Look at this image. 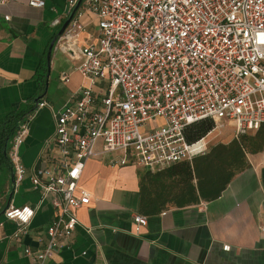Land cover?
<instances>
[{
  "label": "built area",
  "instance_id": "obj_1",
  "mask_svg": "<svg viewBox=\"0 0 264 264\" xmlns=\"http://www.w3.org/2000/svg\"><path fill=\"white\" fill-rule=\"evenodd\" d=\"M77 1H68L65 17ZM8 2L0 0V7ZM28 5L44 8L45 1ZM85 14L96 18L98 34L78 45ZM51 26L60 27L61 19ZM56 48L87 84L58 112L47 157L30 178L44 196L55 195L46 244L24 250L32 264H45L72 237L75 212L90 200L79 188L89 159L108 156L111 165L154 171L205 154L207 137L226 123L235 137L264 126V0H84ZM201 120L214 128L188 143L184 129ZM25 133L16 132L8 154L17 184L25 174L18 156ZM33 216L30 206L3 211L19 226L13 239ZM133 221L135 232L147 224L141 215Z\"/></svg>",
  "mask_w": 264,
  "mask_h": 264
},
{
  "label": "crops",
  "instance_id": "obj_2",
  "mask_svg": "<svg viewBox=\"0 0 264 264\" xmlns=\"http://www.w3.org/2000/svg\"><path fill=\"white\" fill-rule=\"evenodd\" d=\"M44 1V8L30 7L29 0H9L0 7V124L10 114L22 113L11 132L7 160L0 162V264H32L25 248L36 252L46 244L55 195L44 196L30 178L47 157L58 112L87 84L73 61L56 48L69 0ZM57 18L61 26L53 28ZM81 22L78 45L98 34L94 16L85 14ZM39 102L45 105L39 107ZM21 127L26 133L18 156L25 174L17 184L8 154ZM234 137L233 131L221 143ZM101 148L99 142L97 150ZM246 159L249 166L217 199L150 217L138 212L139 167L111 165L108 156L89 159L79 182L90 194L89 203L75 212L78 223L72 237L45 264H264V145ZM9 205L34 209L18 240L13 239L18 224L3 218ZM135 215L147 220L138 232Z\"/></svg>",
  "mask_w": 264,
  "mask_h": 264
},
{
  "label": "trees",
  "instance_id": "obj_3",
  "mask_svg": "<svg viewBox=\"0 0 264 264\" xmlns=\"http://www.w3.org/2000/svg\"><path fill=\"white\" fill-rule=\"evenodd\" d=\"M20 115L22 113L10 114L0 124L1 163L7 160L8 142ZM213 128L211 120H201L187 126L184 137L188 143H193ZM263 145L264 127H260L253 136L239 135L227 144H214L205 154L189 160L154 171H139L138 212L150 217L171 208L181 209L217 199L232 178L249 166L247 153L260 151Z\"/></svg>",
  "mask_w": 264,
  "mask_h": 264
},
{
  "label": "rangeland",
  "instance_id": "obj_4",
  "mask_svg": "<svg viewBox=\"0 0 264 264\" xmlns=\"http://www.w3.org/2000/svg\"><path fill=\"white\" fill-rule=\"evenodd\" d=\"M160 123L161 121L157 120L153 124H149V125H153L154 127V126L159 125ZM232 134H233V127L230 124L226 123L222 125L221 127L215 128L211 132V134L207 137V141L210 142V146H212L214 144L226 142V140L232 137ZM140 169L144 170L143 168H140Z\"/></svg>",
  "mask_w": 264,
  "mask_h": 264
},
{
  "label": "water",
  "instance_id": "obj_5",
  "mask_svg": "<svg viewBox=\"0 0 264 264\" xmlns=\"http://www.w3.org/2000/svg\"><path fill=\"white\" fill-rule=\"evenodd\" d=\"M84 0H78L76 5L72 8V10L70 11V13L68 14V16L66 17V19L64 20L58 34H57V38L63 33V31L65 30V28L68 26V24L70 23V21L72 20L75 12L78 10V8L81 6L82 2ZM54 42L52 43V47H53ZM50 53V51H49Z\"/></svg>",
  "mask_w": 264,
  "mask_h": 264
}]
</instances>
